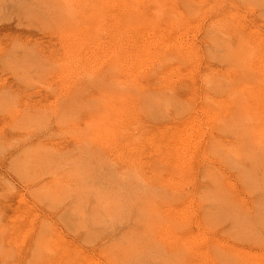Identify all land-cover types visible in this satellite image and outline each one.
Listing matches in <instances>:
<instances>
[{"label":"rangeland","instance_id":"1","mask_svg":"<svg viewBox=\"0 0 264 264\" xmlns=\"http://www.w3.org/2000/svg\"><path fill=\"white\" fill-rule=\"evenodd\" d=\"M261 137L264 0H0V264H264Z\"/></svg>","mask_w":264,"mask_h":264},{"label":"bare ground","instance_id":"2","mask_svg":"<svg viewBox=\"0 0 264 264\" xmlns=\"http://www.w3.org/2000/svg\"><path fill=\"white\" fill-rule=\"evenodd\" d=\"M101 1V0H100ZM79 12V11H78ZM138 12V11H137ZM140 13V12H139ZM144 14V13H143ZM20 120V119H19ZM262 139H264L263 137H261ZM120 186V185H119ZM70 189V188H69ZM71 197V196H70ZM80 199V198H79ZM78 207V206H77ZM37 243V242H36ZM249 264V263H248Z\"/></svg>","mask_w":264,"mask_h":264}]
</instances>
